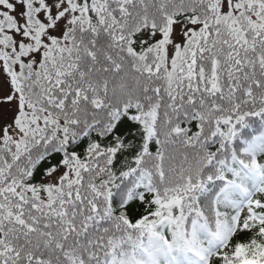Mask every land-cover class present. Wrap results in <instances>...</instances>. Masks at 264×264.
Wrapping results in <instances>:
<instances>
[{
  "label": "snow or ice",
  "instance_id": "6c2138e0",
  "mask_svg": "<svg viewBox=\"0 0 264 264\" xmlns=\"http://www.w3.org/2000/svg\"><path fill=\"white\" fill-rule=\"evenodd\" d=\"M0 264H264V0H0Z\"/></svg>",
  "mask_w": 264,
  "mask_h": 264
}]
</instances>
